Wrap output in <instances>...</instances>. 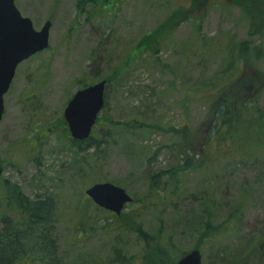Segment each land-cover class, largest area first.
Returning <instances> with one entry per match:
<instances>
[{
	"label": "rangeland",
	"instance_id": "1",
	"mask_svg": "<svg viewBox=\"0 0 264 264\" xmlns=\"http://www.w3.org/2000/svg\"><path fill=\"white\" fill-rule=\"evenodd\" d=\"M82 1L15 0L36 30L47 20L52 27L49 48L20 64L5 96L0 123V218L6 205L4 181L30 199L48 196L55 203L54 264H116L112 263L115 248L125 247L126 256L136 260L143 249L135 234L118 228L123 214L136 212L149 232L158 233L162 227L163 240L170 238L178 252L187 253L199 242L200 230L192 228L199 226L198 211L208 199L218 204L221 215L240 202L238 231L204 245L202 264H235L231 259L249 241L264 250V183L258 181L260 168L244 158L225 160L216 169L209 163L205 170L181 175L176 190L167 187L163 205L148 204L147 210L138 203L120 215L101 211L84 193L91 179L99 176L132 197L143 198L147 174L177 163L168 146L179 142L181 130L187 143L201 152L197 159L206 162L203 155L215 148L214 143L207 147L212 137L209 106L202 102L205 97L190 96V86L226 69L222 52L226 37L236 43L249 40L251 48L262 50L253 66L244 68L245 78L264 73V27L262 34H251L254 28L239 3L246 1L96 0V5L85 4L80 12ZM179 12H186V19L168 33L157 55L138 53L145 35ZM82 79L87 84L111 80L106 89L107 116L114 122L136 121L148 127L116 128L109 137L106 128L97 124L93 134L103 138L105 155L76 157L63 114ZM262 87L259 104L264 103ZM255 88L249 89L254 96ZM257 158L264 159V154ZM262 255L255 251L245 264H261Z\"/></svg>",
	"mask_w": 264,
	"mask_h": 264
},
{
	"label": "trees",
	"instance_id": "2",
	"mask_svg": "<svg viewBox=\"0 0 264 264\" xmlns=\"http://www.w3.org/2000/svg\"><path fill=\"white\" fill-rule=\"evenodd\" d=\"M245 1L239 3L242 4L240 6H242L244 16L250 18L249 26L254 28L251 34H262L264 0ZM88 3L96 5L97 1L83 0L79 2L78 10L81 12L82 6ZM185 13L179 12L178 15L167 17L156 29L145 35L137 46L138 53L149 52L155 57L160 46L166 42L168 33L169 35L173 34L176 25L179 26L184 22ZM253 19H257V22L255 23ZM222 42L226 43V47L222 48L226 69L221 74L209 80L198 81L189 88L190 96L205 97L202 102L205 106H209L212 137L207 143V147L214 143V150L205 152L203 156H205L206 162H201L197 159L201 152L187 143L184 130L179 131V142L168 146V151L178 160L177 163L167 170L147 174L145 177L147 181L146 194L141 199L133 197L131 204L139 203L144 210H147L146 205L148 204L153 208L161 206L166 200L167 187L172 185L176 190L181 175L205 170L209 163H212V168L216 169L225 160L231 161L237 157L256 164L260 168L258 181L264 183V159L257 158L264 154V103H258L263 89L264 73L257 72V76L250 78H245L243 73L248 64L250 67L253 66L254 57L256 60L260 58V51L262 53V50L256 47L251 48L249 40L236 43L233 37H226ZM105 80L109 85L111 80ZM84 81L83 79L79 80L78 88L90 85ZM225 81L227 84L219 88V85ZM254 85L258 87L255 88L256 97L249 92V89ZM210 105L213 106L210 108ZM106 113L107 105L105 104L96 122V125L106 128V136L111 137L112 131L114 132L116 128L133 131L148 127L142 123L138 124L136 121L114 122ZM64 124L67 127L65 120ZM93 133L89 138L82 141L70 139L76 157L79 158L78 155L86 154V157L89 156L90 159H93L105 155L107 146L104 145L103 138L94 136ZM90 152L91 155H89ZM97 182H103V180L96 176L91 179L89 185ZM4 183L6 205L5 212L0 218V264H38L36 262L54 264L56 255L55 242L52 236V229L55 225L54 201L48 196L30 199L19 187L9 185L7 181ZM218 207L216 202L208 199L205 207L198 211L199 226L192 228L195 231L200 230L199 242L195 249L200 250L216 238L236 234L238 231L243 214V204L240 202L233 204L224 215H221L222 212H219L221 209ZM98 210L101 209L98 208ZM221 218L222 221H219ZM120 220L122 224L118 228H123L124 232L135 234L143 242V249L138 260H136L134 257L126 256L125 247L115 248L112 253V263L177 264L185 255V252L177 251L170 238L163 240L162 227L157 230L158 233L145 230L141 224V216L136 212L123 214ZM253 243L251 241L246 242L245 247L238 251L231 261L235 264L236 262L245 264L250 256L257 251L261 255L263 254L262 259L259 260V263L261 261L262 264L264 262V250H261L258 244Z\"/></svg>",
	"mask_w": 264,
	"mask_h": 264
},
{
	"label": "water",
	"instance_id": "3",
	"mask_svg": "<svg viewBox=\"0 0 264 264\" xmlns=\"http://www.w3.org/2000/svg\"><path fill=\"white\" fill-rule=\"evenodd\" d=\"M52 22L47 20L40 30L33 21L25 17L15 0H0V122L5 112V95L16 75L18 66L50 46ZM107 82L79 89L72 96L64 111V118L74 140L90 137L93 127L105 106ZM3 170L0 164V176ZM85 194L100 208L120 215L132 202V196L122 187L111 182L96 183L85 190ZM177 264H202L199 250L185 254Z\"/></svg>",
	"mask_w": 264,
	"mask_h": 264
}]
</instances>
